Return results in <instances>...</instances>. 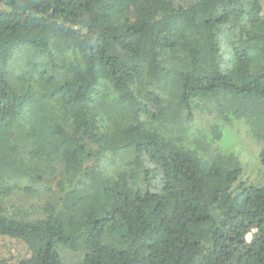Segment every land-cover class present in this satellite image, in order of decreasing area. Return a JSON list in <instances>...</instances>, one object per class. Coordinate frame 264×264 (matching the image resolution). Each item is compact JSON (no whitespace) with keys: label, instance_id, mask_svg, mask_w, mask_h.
Here are the masks:
<instances>
[{"label":"trees","instance_id":"obj_1","mask_svg":"<svg viewBox=\"0 0 264 264\" xmlns=\"http://www.w3.org/2000/svg\"><path fill=\"white\" fill-rule=\"evenodd\" d=\"M0 251L264 264V0H0Z\"/></svg>","mask_w":264,"mask_h":264},{"label":"rangeland","instance_id":"obj_2","mask_svg":"<svg viewBox=\"0 0 264 264\" xmlns=\"http://www.w3.org/2000/svg\"><path fill=\"white\" fill-rule=\"evenodd\" d=\"M193 0H174L177 5L188 6ZM215 118L213 115L208 112H198L196 113V119L193 124L194 132H199L201 129H204L208 126L209 121ZM219 122H221L219 120ZM222 125L221 130V141L219 145L222 150L228 153H235L241 160L242 165H254L257 161L260 163L259 154L263 149V145L254 141L249 134L248 128L243 124V122H232L231 124H225L224 122L220 123ZM255 166V165H254ZM145 168H153V165L145 160ZM151 176V174H150ZM151 178V177H150ZM153 183H156V180L152 178ZM19 204L18 200L15 199ZM21 201L26 203L31 202L32 200L25 197H21ZM39 201V200H37ZM37 201L35 203H37ZM65 255H69L68 251L64 252ZM6 256L5 251H0V258ZM78 257L76 259L78 260ZM75 258L73 262L76 261Z\"/></svg>","mask_w":264,"mask_h":264}]
</instances>
